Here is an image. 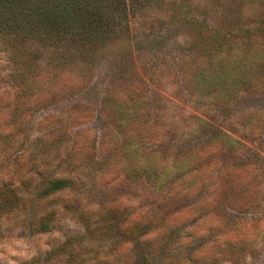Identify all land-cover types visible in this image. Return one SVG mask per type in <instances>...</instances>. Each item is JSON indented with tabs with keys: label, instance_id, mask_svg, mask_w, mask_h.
Here are the masks:
<instances>
[{
	"label": "rangeland",
	"instance_id": "1",
	"mask_svg": "<svg viewBox=\"0 0 264 264\" xmlns=\"http://www.w3.org/2000/svg\"><path fill=\"white\" fill-rule=\"evenodd\" d=\"M127 1L104 44L28 39L31 68L0 41V182L26 196L0 212V264H156L203 243L198 263L264 264V0ZM54 177L72 182L38 196Z\"/></svg>",
	"mask_w": 264,
	"mask_h": 264
},
{
	"label": "trees",
	"instance_id": "2",
	"mask_svg": "<svg viewBox=\"0 0 264 264\" xmlns=\"http://www.w3.org/2000/svg\"><path fill=\"white\" fill-rule=\"evenodd\" d=\"M128 6L129 2L127 0H0V41L4 43L7 50L9 49L8 51L13 50V52L18 54L19 63L24 64L26 68H31V63L23 62V59L25 60L23 54L26 48L25 43L28 39L38 38L42 41H48L66 38L75 39L77 37L84 45L97 46V44H104L103 42L106 38L113 35L119 24L116 18L124 20L129 14ZM22 49L23 53H21ZM31 51L34 54L37 53V51ZM55 59L56 57H54ZM31 60L35 61L38 68L45 67L36 58ZM50 62L51 59H48L45 65L48 67ZM50 73L51 71L48 72V74ZM176 177L173 180L165 181L166 183L160 185L159 188L168 187L169 191L173 190L178 185L176 183L180 184V180L184 179V175ZM176 180L179 181L174 182ZM228 181V185H233L230 180ZM71 182L72 180L67 177L49 178L40 192H38V196H47L64 190ZM22 193L23 191L20 190L17 184L0 182V212L6 213L18 208L26 197ZM177 210V208H173L172 212H177ZM53 215L54 213L44 215L38 228L47 231L53 222ZM167 216L162 217L164 222L168 218ZM228 225H231V223ZM215 228L211 234L213 237L210 240V247H213L212 245L214 244H220L218 239L223 237L224 228L222 227L219 230ZM70 242L71 238L53 248L46 256V259L64 252ZM204 246L207 245L203 243L189 251L190 253L180 261H175L173 258L170 261H166L162 258L161 263L156 264H202V262L198 263L197 259L199 253H201V248H204ZM170 248L176 250L178 246L172 243ZM141 250H143V246ZM144 251L147 252L146 249ZM146 255L142 253L140 259L144 258L142 260L147 262V264H155L153 261L149 262L145 259L144 256ZM135 260L132 259L130 264L135 263Z\"/></svg>",
	"mask_w": 264,
	"mask_h": 264
}]
</instances>
